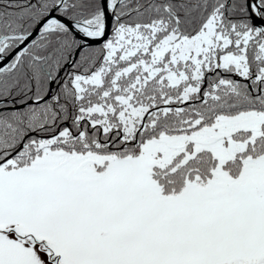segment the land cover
I'll list each match as a JSON object with an SVG mask.
<instances>
[{"label":"snow or ice","instance_id":"1","mask_svg":"<svg viewBox=\"0 0 264 264\" xmlns=\"http://www.w3.org/2000/svg\"><path fill=\"white\" fill-rule=\"evenodd\" d=\"M0 264H264V0H0Z\"/></svg>","mask_w":264,"mask_h":264}]
</instances>
